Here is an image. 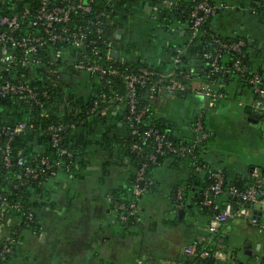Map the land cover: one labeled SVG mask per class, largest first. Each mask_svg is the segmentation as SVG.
Instances as JSON below:
<instances>
[{
  "label": "crops",
  "instance_id": "0c3cea01",
  "mask_svg": "<svg viewBox=\"0 0 264 264\" xmlns=\"http://www.w3.org/2000/svg\"><path fill=\"white\" fill-rule=\"evenodd\" d=\"M30 1L0 0V10L2 3L20 7ZM119 1L120 5H130L126 13L119 8L112 15L118 24L113 32L124 47L126 43H134L133 39L126 37L130 33L129 21L137 23V19H140V24L144 25L155 9L147 8L153 6L147 0H134L131 3L129 0ZM214 2L223 3L224 7L212 18L213 30L223 37H246L252 51L260 56L256 64L261 63L264 60V0ZM146 25L148 38L142 43L147 51L139 48L137 51L152 66L166 72L173 68L169 44L180 40V35L161 34V31L152 30L150 24ZM156 37L160 43L154 51L151 43L154 44L152 40ZM62 58L57 64V71L60 73L63 94H67L75 104L83 105L102 90L101 85L88 73H72L69 62ZM25 73L26 80H36L35 71ZM66 87H70V90L66 91ZM217 87L223 89L224 96L213 107L208 108L206 98L191 91L172 96L160 91L151 101V109L156 118L161 117L175 124L186 135L189 133L188 122L203 112L204 126L210 137L202 158L210 165L222 168L227 180L245 183L252 178L255 167L264 168V124L257 139L253 133L258 131L256 129L261 118L258 122L253 121L254 96L246 81L226 78ZM105 107L101 111L102 117L88 116L75 128L73 142L82 148V155L74 168L69 172L58 169L32 190L31 199L38 205L36 217L39 227L38 230L28 226L19 227L10 264H139L147 255L152 260L143 264H153L178 258L182 248L204 236L203 227L209 217L191 205L187 206L179 223L170 222L174 218L169 214L171 190L174 185L188 179L186 165H181L179 170L166 165L158 166L154 172L156 190L139 199L137 221L129 227L118 223L111 193L125 184L131 167H127L130 161L124 158L119 144L113 141L124 133L121 125L123 113L114 111L111 106ZM55 108V114L61 118L68 110L65 102L56 104ZM0 115L11 124L28 123L35 119L29 110L18 105L0 106ZM229 115H237L245 126L240 123L241 131L235 129L234 133L226 137L223 130L218 133L216 122L212 119ZM247 129L250 134L245 136ZM105 138L112 139V147L109 142H105ZM43 150L44 145L39 137L25 147L23 153L34 156ZM146 196L156 199V203L142 201ZM194 196L190 194V198ZM15 225L18 224L13 220L10 223L0 221V242L9 236V227ZM263 233L264 229L245 219L229 221L222 230L226 248L233 251L227 262L251 264L250 256L257 262L259 259L264 260Z\"/></svg>",
  "mask_w": 264,
  "mask_h": 264
},
{
  "label": "built area",
  "instance_id": "2783aa9c",
  "mask_svg": "<svg viewBox=\"0 0 264 264\" xmlns=\"http://www.w3.org/2000/svg\"><path fill=\"white\" fill-rule=\"evenodd\" d=\"M37 3L32 8L26 6L19 13H3L0 10V65L4 68L18 67L22 69L41 67L45 68V77L48 79L51 73H56L57 67L51 69L44 60L43 48L48 44H57L64 50H57L54 55L63 56L71 53L69 62L70 70L74 73L85 72L100 82H104L110 88V94L103 90L96 95L104 102L107 109L109 106L114 111L125 113V119L128 121L130 133L137 134L135 128L142 119L147 110V105H139L137 98V88L145 87L147 90L145 98L151 102L161 91L167 96L183 94L191 91L198 96L205 97L208 108L213 107L215 102L220 100L224 94L212 84V80L201 79L198 77L197 68L190 67L187 70L176 72L173 68L163 72H154L152 69L144 66H138L135 69L126 67H116L113 65V59H119L121 64L125 63L122 42L116 38L115 32L107 36L104 29V22L119 8L126 13L128 4H121L118 0V6L112 8L110 12L106 6L97 14L91 15L93 0H36ZM224 7L223 3L213 2V0H197L189 13L190 29L192 34L198 33V28L207 20L213 18ZM154 8V6H151ZM210 49L202 53L206 65L209 67L210 74L215 72H237L240 76L246 72V83L249 86L254 99L252 102L253 111L264 119V75L256 70L255 67H246L244 64L243 39L224 40L216 33L210 34ZM117 49L119 56L114 57L112 51ZM70 51V52H69ZM72 51V52H71ZM177 55L184 54V49L175 48ZM225 53H231L233 59L229 66H226L220 60ZM45 65V66H44ZM112 77L119 78L123 92L111 88ZM43 79V78H42ZM56 81V76H55ZM55 86H57L55 82ZM34 85L28 80L19 79L17 82L5 81L0 84V97L7 94L25 95L29 99L35 98ZM46 92L43 93L45 95ZM93 108L92 111H95ZM104 110V109H103ZM122 122V121H121ZM26 122H17L3 125L0 127V134L10 136L12 133H19L25 129ZM122 125V123H121ZM190 134L189 140L185 144L175 145L172 140L167 138L166 134L155 127H148L138 136V142H132L129 145V151L137 155L142 152L140 144L149 142L152 149L145 155V162L140 163L134 172V183L132 192L137 197L128 204L114 202V210L119 222L126 221L129 217L139 216V199L142 195L148 193V188L154 180L150 174L146 175L148 164L156 165L157 156L165 152H172L180 155H193L196 150L200 155L204 153L207 140L210 136L204 126V113L200 112L194 118L192 123L187 125ZM64 126L58 124L50 126V139L52 145H56L60 139L59 131ZM11 149L9 144L0 147V154L3 162L11 165ZM61 154L71 156L72 152L65 148L59 149ZM25 156V154L23 155ZM124 158L129 160L128 156ZM61 160H51L47 157H41L38 163L24 164L23 157H19L16 165L23 166L24 179L13 187L26 184L25 179H39L46 176L55 167L61 164ZM26 163V162H25ZM130 167V166H127ZM126 168V167H125ZM129 169V168H128ZM196 171H206L207 185L200 191L199 204L211 210L208 223L203 227L204 236L197 239L193 244L185 246L176 259H164L154 264H197V260L213 258L219 261H225L232 256V250L226 248L222 237V230L229 221L242 218L250 224L257 225L264 229V168L255 167L252 172L250 182L241 187L225 186V178L222 168L210 165L207 161H202L195 165ZM66 171H70L66 169ZM186 198L184 188L178 186L173 193L169 214L172 217L178 215L181 209H186ZM22 203L18 200H9L0 190V221L10 223L17 222L22 224L24 219L15 216L13 213L22 209ZM33 212L28 211L26 220H31ZM14 241L12 237L6 236L1 240L0 259H7V255L13 248ZM150 255L144 256L143 264L151 261Z\"/></svg>",
  "mask_w": 264,
  "mask_h": 264
},
{
  "label": "trees",
  "instance_id": "16d2710c",
  "mask_svg": "<svg viewBox=\"0 0 264 264\" xmlns=\"http://www.w3.org/2000/svg\"><path fill=\"white\" fill-rule=\"evenodd\" d=\"M134 0H129L131 3ZM149 1L155 9L152 17L147 18L146 23H155V25L158 28V31H161V34H167V35H180V40L177 42H171L169 44L170 49V56H171V64L174 66V70L176 72L180 70H187L190 67L197 68L199 70L198 77L201 79H210L212 80V84L214 86H220L224 82L226 78L231 79L236 78L238 80H244L246 81V72H244V75L240 76L237 72H230V73H223V72H215L213 74H210L209 67L206 65V61L202 57V53L205 51H208L210 49V34H215L216 32L212 28V18L204 22L202 25L198 28L197 34H192L190 29V17L189 13L192 10L193 6L197 2V0H147ZM118 0H93L92 2V10L91 15H97L105 6L106 10L110 12L112 8H116L118 6L117 4ZM214 2V0H213ZM37 3L36 0H31L30 3L20 6V7H12L9 3H2L1 8L3 9V13H19L21 9L28 6L32 8ZM13 9H12V8ZM119 23V22H118ZM113 24H115L113 26ZM117 19L113 18L112 15H110L104 22V29L107 34V36H111V32L117 27ZM130 26V24H129ZM1 30V27H0ZM147 34L144 32V35ZM217 34V33H216ZM222 39L231 40V39H243L245 42V46L243 47L244 51V64L246 67H255L257 71H259L261 74L264 75V72L260 68V63L256 64L257 60L259 61V58H257L256 51H252L251 44L249 40L246 37L239 36V35H231V36H221L217 34ZM131 43H126L124 47L122 46V50L124 51L125 56V63L121 64L119 62V59H113V65L116 67L124 68L126 67L128 70L135 69L138 66H144L152 69L154 72L158 73L160 72L159 67L152 66L146 58H143L139 51H137L138 47L135 45L132 46ZM180 47L184 49V54L177 55L175 52V48ZM64 50L63 46L61 48L60 45L57 44H48L47 47L43 48V52H48L44 54V60L47 64L51 63L50 68L55 69L57 67V64L60 63L61 58L70 61L71 56L70 54L66 56L63 54V56H57L54 55V52L57 50ZM70 52V51H69ZM72 52V51H71ZM233 59V55L231 53H225L222 57V60H220L222 63H224L226 66H229L231 63V60ZM1 70L0 71V84L5 81L10 82H17L19 79L25 80L26 73L25 71H35V78L34 81H29L31 84H33L34 92L36 94L35 98L29 99L25 95H19V94H12L9 93L5 97H0V106L3 107H11L13 105H18L24 109L29 110V112L35 116V119L31 122H28L25 129L22 130L19 133H12L10 136H4L0 134V147H4L6 144H9V147L11 149L10 157H11V165L7 166L3 160L2 156L0 154V190L3 192L9 200H18L22 203V209L19 211H15L13 215L20 216L22 219H24V222L22 224H18L15 226H10V236L12 237L14 243L18 239V230L19 227H31L33 229L38 230V219L36 217V210H37V202L32 201L31 195L32 190L36 189L39 184L44 182L46 179H48L53 173H55L58 169L65 170H72L78 161L79 158H81L82 155V148L77 146L74 141V130L75 128L80 125V123L86 121V118L88 116H97L102 117V109L105 105L104 102H101V99L97 97V95H94L92 98H90L86 103L83 105H77L74 101L70 99V97L63 94V88L60 81V73H51L49 78L46 80L44 79L46 73L45 68L43 66L41 67H34V68H28V69H22L18 67H12V68H4L2 65H0ZM45 66V65H44ZM17 71H19L17 73ZM15 72V73H14ZM74 73L73 71H71ZM56 76V81H55ZM91 76V75H90ZM208 76V77H207ZM94 77L95 76H91ZM207 77V78H206ZM43 78V79H42ZM111 79V88L117 90L118 93H122L123 89L120 84L119 78L112 77ZM97 80V79H96ZM98 81V80H97ZM55 82L57 86H55ZM99 82V81H98ZM102 90L106 94H110V88L107 87V85L100 81ZM218 88V87H217ZM66 91L68 89L70 90V87H66ZM219 89V88H218ZM220 90L223 92V89L220 88ZM46 92L45 95L43 93ZM137 98L139 100V105H147V110L143 116L142 121L136 125L137 134L132 135L130 133V127H128V121L125 119V113L123 114L122 118V125L124 128V133L120 135L118 138L114 139L113 141L115 143H118L122 154L129 157L130 161V167L128 172L127 181L125 184L118 186L115 188L111 195H112V206L114 208V202H121L128 204L129 202L134 201L137 197L132 192V184L134 183V172L135 169L138 168L140 163L145 162V155L152 149V144L149 142L140 144L142 147V152L140 154H136L134 152L129 151V145L132 142H138V136L146 130L148 127H155L160 129L162 132H164L170 140L173 141L175 145L178 144H185L186 141L189 140L190 134L187 135L183 133L175 124H171L164 118H156L153 114V111L151 109L152 105L151 102H149L145 96L147 93V90L145 87L137 88ZM180 95V94H178ZM60 102H65L67 104L68 110L66 114L61 118L58 117L55 114V106L56 104ZM93 108H96L95 111H92ZM263 119V118H261ZM194 120V119H193ZM191 120L188 122L189 124L192 123ZM11 124L10 122L3 119V117L0 115V127L3 125ZM58 124H61L64 126V129L62 131H59L60 139L57 142L56 145H52L51 139H50V126H56ZM42 139V143L44 145V150L41 153H38L34 156H23V150L25 147L30 145L34 140L37 138ZM210 137V136H209ZM112 139L105 138V142L110 143V147H112ZM209 140V138H208ZM207 140V141H208ZM65 148L67 151L72 152L71 156H67V154H61L59 152V149ZM19 157H23L24 164L31 163V165H35L38 163V160L41 157H47L51 160H61V164L58 167H55L52 171L46 174V176L39 178V179H30L26 178V184L22 186H18L14 188L13 186L15 184H18L20 181L24 179L23 177V166L16 165ZM158 163L155 165L148 164L146 168V175L151 174L154 182L153 184L148 188V193H152L156 190L157 182L154 178V172L155 169L158 166L166 165L168 168L173 170H179L181 165H186L188 168V179L181 182L180 184H176L173 186L170 194V200L172 201L173 193L175 192V189L178 186H182L184 188L185 192V198H186V206L195 207L198 208L202 214H207L209 217L211 214V210L205 206H202L199 204L200 200V191L203 189L207 183L208 180L206 178V171H196L194 169L195 165L200 164L204 159L200 155V151L196 150L193 155H180L172 152H165L162 155L157 156ZM26 162V163H25ZM223 170V169H222ZM224 173V170H223ZM225 186H238L241 187L244 184L249 183L251 180H248L245 183H236L233 181H229L226 179L225 174ZM147 193V194H148ZM195 194L194 198H190V194ZM141 198V197H140ZM190 198V200H189ZM188 207H185L186 210ZM115 209V208H114ZM28 211L33 212V217L31 220H26V214ZM179 214V213H178ZM183 217H179V215L175 216L173 220L170 222L179 223L182 220ZM138 219V216L129 217L126 221L120 222L122 226L129 227L130 225L134 224ZM1 244V242H0ZM8 258L5 260L0 259V264H10V255H7ZM211 258V257H210ZM209 258L205 259H198L197 264L200 262H203V264H215L216 262L218 264L222 263L223 261H219L216 259H213L212 263L207 262ZM154 264V263H153ZM260 264H264V260L260 262Z\"/></svg>",
  "mask_w": 264,
  "mask_h": 264
},
{
  "label": "rangeland",
  "instance_id": "374dc122",
  "mask_svg": "<svg viewBox=\"0 0 264 264\" xmlns=\"http://www.w3.org/2000/svg\"><path fill=\"white\" fill-rule=\"evenodd\" d=\"M140 19H137V23H135V22H132V20L131 21H129V23H130V27H129V30H130V33H128V34H126V37L129 39V40H134V43L132 44V46L134 45H136L139 49H141V50H145V48H143V43H142V41L143 40H145V39H147L148 37L146 36V34L144 35V32H146L145 31V28L147 27V25H146V22H145V24L144 25H142V24H140ZM132 25V26H131ZM150 28L152 29V30H155V31H158V28H157V26L155 25V23H150ZM134 29V30H133ZM133 30V31H132ZM132 31V32H131ZM132 33V34H131ZM146 36V37H145ZM157 40V42L155 43V41ZM153 42H154V44L153 43H151L152 44V47H154V48H152L154 51H156V48H159V43H160V41H159V38H157L156 37V39H154V40H152ZM145 51H147V50H145ZM214 122H216V126H217V128H216V130L218 129V133L220 132V130H223V132L225 133V135H226V137H227V135H229V133H234V130L236 129V130H239V131H241L240 130V128H239V125H240V123L243 125V126H245V124L243 123V122H241L242 120L241 119H239V117L237 116V115H229L228 117H223V116H218V117H216V118H214V119H212ZM264 124V119H261L260 120V122H259V124L257 125V129L256 130H258V131H254V136L258 139L259 137V133L258 132H260V130L262 129L261 127H262V125ZM247 126V125H246ZM225 127V128H224ZM259 128V129H258ZM249 129H247V131H245L244 133H246L245 134V136H247V135H249L250 133H249ZM255 141V140H254ZM257 141V140H256ZM147 201V202H152V203H156V199H154L153 197H151V196H149L148 198H147V196L146 197H144V198H142V201ZM13 224V223H12ZM261 231H263V230H261ZM259 232V231H258ZM264 234V233H263ZM259 235H257L256 237H258ZM229 260V258H227L225 261L226 262H222V263H220V264H229V262H227ZM215 264H218L217 262L215 263Z\"/></svg>",
  "mask_w": 264,
  "mask_h": 264
},
{
  "label": "water",
  "instance_id": "95a60500",
  "mask_svg": "<svg viewBox=\"0 0 264 264\" xmlns=\"http://www.w3.org/2000/svg\"><path fill=\"white\" fill-rule=\"evenodd\" d=\"M147 8H148V9H151V6H150V7L148 6ZM148 9H146V10H148ZM112 55H113L114 57H118V56H119V51H118L117 49H114V50L112 51ZM257 58H260V56H257ZM260 68H261V70L264 72V60L261 61V63H260ZM260 118H261V117H260L259 114L254 113V119H253V121L258 122V120H259ZM178 215H179V217L184 216V215H185V210H184V209H181V210L179 211V214H178ZM11 253L14 254V248L12 249ZM233 255H234V254H233ZM207 262L212 263L213 260H212L211 258H209ZM199 264H203V262H200ZM238 264H243V262L240 261Z\"/></svg>",
  "mask_w": 264,
  "mask_h": 264
},
{
  "label": "flooded vegetation",
  "instance_id": "af4514ba",
  "mask_svg": "<svg viewBox=\"0 0 264 264\" xmlns=\"http://www.w3.org/2000/svg\"><path fill=\"white\" fill-rule=\"evenodd\" d=\"M118 223H120V222H118ZM18 235H19V230H18ZM2 240H3V238H2ZM16 242H17V241H16ZM16 242H15V243H16ZM12 245H13V248H14V244H12ZM13 248H12V249H13ZM11 251H12V250H11ZM8 254H9L10 257H11L12 253L9 252ZM7 258H8V256H7ZM250 261H251L253 264H260L261 259H259V261L257 262V259H255L254 257H251V256H250ZM252 263H251V264H252Z\"/></svg>",
  "mask_w": 264,
  "mask_h": 264
}]
</instances>
